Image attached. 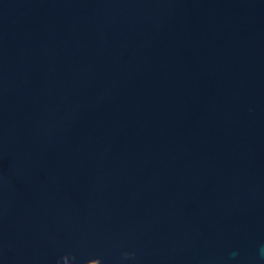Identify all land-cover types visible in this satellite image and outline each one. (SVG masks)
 I'll use <instances>...</instances> for the list:
<instances>
[{
    "label": "water",
    "instance_id": "1",
    "mask_svg": "<svg viewBox=\"0 0 264 264\" xmlns=\"http://www.w3.org/2000/svg\"><path fill=\"white\" fill-rule=\"evenodd\" d=\"M0 264H264V0H0Z\"/></svg>",
    "mask_w": 264,
    "mask_h": 264
}]
</instances>
